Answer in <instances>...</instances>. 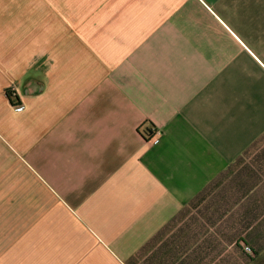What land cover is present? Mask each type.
Here are the masks:
<instances>
[{"label": "crops", "instance_id": "crops-1", "mask_svg": "<svg viewBox=\"0 0 264 264\" xmlns=\"http://www.w3.org/2000/svg\"><path fill=\"white\" fill-rule=\"evenodd\" d=\"M38 3L0 30V264H264V0Z\"/></svg>", "mask_w": 264, "mask_h": 264}, {"label": "rangeland", "instance_id": "rangeland-1", "mask_svg": "<svg viewBox=\"0 0 264 264\" xmlns=\"http://www.w3.org/2000/svg\"><path fill=\"white\" fill-rule=\"evenodd\" d=\"M33 0H0V30L11 31V26L19 24V6L32 5ZM39 5H64L70 1L73 6H94L96 0H35ZM37 4V3H36ZM14 32V31H13Z\"/></svg>", "mask_w": 264, "mask_h": 264}, {"label": "water", "instance_id": "water-1", "mask_svg": "<svg viewBox=\"0 0 264 264\" xmlns=\"http://www.w3.org/2000/svg\"><path fill=\"white\" fill-rule=\"evenodd\" d=\"M45 89V83L42 79L26 75L22 78L18 88V97H32L41 94Z\"/></svg>", "mask_w": 264, "mask_h": 264}, {"label": "built area", "instance_id": "built-area-1", "mask_svg": "<svg viewBox=\"0 0 264 264\" xmlns=\"http://www.w3.org/2000/svg\"><path fill=\"white\" fill-rule=\"evenodd\" d=\"M152 131H143V135H145V137H147L148 140H154L157 138V136L159 135L160 131L157 128H152ZM245 249L249 250L248 246H245Z\"/></svg>", "mask_w": 264, "mask_h": 264}, {"label": "trees", "instance_id": "trees-1", "mask_svg": "<svg viewBox=\"0 0 264 264\" xmlns=\"http://www.w3.org/2000/svg\"><path fill=\"white\" fill-rule=\"evenodd\" d=\"M5 93L7 94V96L9 97V100L11 101V102H13V103H18L19 101H18V97H17V95L15 94L14 95V100H11L10 99V93H9V89H5ZM150 130V129H149ZM149 130H147V131H149ZM150 132V131H149Z\"/></svg>", "mask_w": 264, "mask_h": 264}]
</instances>
